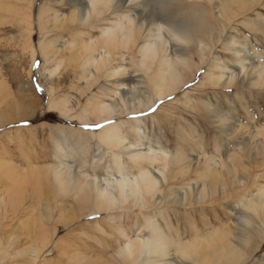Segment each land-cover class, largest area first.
Listing matches in <instances>:
<instances>
[{
  "label": "rangeland",
  "instance_id": "374dc122",
  "mask_svg": "<svg viewBox=\"0 0 264 264\" xmlns=\"http://www.w3.org/2000/svg\"><path fill=\"white\" fill-rule=\"evenodd\" d=\"M89 1L0 0V225L6 231L4 234L9 233V237H5L11 245L4 247L8 249L7 252H0L1 261L2 258H9L6 253L15 250L16 264H41L40 259L35 258L39 255L46 261L44 264H56V260H59L56 243L60 242L61 246L58 247L72 256L69 258L72 261L67 259L68 255L63 258L66 264H110V260L111 264H121L126 262L123 259L125 254L115 255V252L118 246L124 245L125 239L118 234V229L121 228L133 240L137 233L142 237L147 236L144 215L153 213L157 225L163 226L162 218H166L175 225L174 228H179L180 235L187 229L185 226L194 225L195 231L202 228L204 221L208 222V230L201 237L190 240H198L196 251L199 255L206 252L208 246H214L213 242L219 245L230 242L239 245L236 248L241 254L248 251L246 258L237 257L241 264H264V205L258 201L259 196L264 194V77H259L260 68L257 67H264V0H179L170 6L172 9L169 13L163 12L155 0H112V3L110 0L109 11L97 6L81 24L76 20L77 15ZM145 3L148 5L144 6ZM126 15L134 20V30L129 37L131 44L113 51L114 57L105 60L104 68L97 72V81H93L95 69L91 65H83L87 57L81 54L85 42L97 40L99 30L110 28ZM71 16H74L73 19ZM187 16L206 21L208 30L199 31L195 39L199 40V44L187 42L183 45L173 41L169 24L172 20L177 23L178 18L182 20ZM46 17L51 22H55L56 18L58 20L52 25L46 21ZM154 23L164 28L162 35L167 41L165 57L172 61L181 54L187 62H182V70L167 80L175 81L183 76L180 82H176L177 87L160 99L155 98L152 83L160 75L161 69L152 64L142 70L138 53V49L145 47L147 41L153 38ZM147 33L150 36L146 37ZM231 42L233 46L235 44L234 47ZM46 45L53 46L58 64L57 72L51 78L48 70L52 67L47 65L41 49ZM232 49L237 51L233 52ZM116 53L129 60L122 63L124 69L117 76L106 78L103 75L105 71L113 70L116 66ZM239 58L247 67L243 71L238 66ZM215 64L219 66L215 67ZM220 70L226 71V75L219 77ZM82 71L90 72L92 78L87 77L88 74L83 75ZM209 75H215L214 82L206 77ZM130 87L147 88L143 93L133 90L128 94ZM102 92V95L99 94ZM123 93H127L129 99L126 104L131 103V109H135V112H116L117 118L96 122L95 118L101 110L98 106L100 98L101 101L102 98L108 99L109 106H126L117 101ZM113 94L114 97L111 96ZM149 100L146 109L144 106L138 107V103L144 105ZM55 103L53 108L50 107ZM84 119L89 121L81 122ZM114 123L119 124L128 141L136 143V139L132 140L133 134L139 131L143 144L167 157H160L153 165L145 159L128 161L122 157L127 174L136 175L144 170L153 174L156 169L155 177L166 178L165 184L160 185L163 194L167 191L164 190L166 186L189 190L194 184L198 188L206 183L207 188L210 186V189H214L206 190L197 200L194 193L191 196L186 194V201L193 197L190 207L189 202L181 205L178 201L176 206L172 204L161 208L159 205L156 209H144V205L130 206V201L125 205L127 207L123 206L117 211L93 212L92 207H87V200L83 202L85 197L70 201L76 197L79 187L69 186L66 182L59 185L50 172V168L58 165L53 156L55 143L65 140L67 144V141H72V152L78 146L81 152L87 150V160L92 159L97 163L94 164L96 170L84 165L85 174L91 178H109L111 174L105 172L106 168L108 172L114 170L110 154L102 159H94L93 156L95 151L105 153L110 148L96 136ZM91 133L94 137L83 136ZM80 160L75 157L74 164L78 165ZM213 162L225 166L217 174L210 172L209 175L205 172L206 166H212ZM11 167L12 171L9 169ZM9 184L15 187L20 185V191L14 187L16 191L12 193ZM49 202L66 204L62 212L66 220L58 217V210H53L55 206ZM32 205L36 206L34 210ZM39 208L40 218L38 214L33 216ZM45 211H50L48 215H52L48 216L50 222ZM240 217L248 219L247 227L254 229V242L250 245L241 243L235 236ZM10 232L15 235L11 236ZM190 241L184 239L181 242L193 244ZM136 255L132 258L133 262Z\"/></svg>",
  "mask_w": 264,
  "mask_h": 264
},
{
  "label": "bare ground",
  "instance_id": "6f19581e",
  "mask_svg": "<svg viewBox=\"0 0 264 264\" xmlns=\"http://www.w3.org/2000/svg\"><path fill=\"white\" fill-rule=\"evenodd\" d=\"M130 1H135V0H130ZM178 1L179 0H155V4L159 5L163 12L169 13V12H171V9H172V8H170V6L176 4ZM112 2L113 1L111 0V3ZM111 3H110V0H90L89 3H87V6H85L83 9L81 8L82 11L79 10L80 14L77 15L76 20L79 23L83 24L87 20L89 15H91L90 13L92 11L96 10L97 6L104 7V9H107V11H109L111 9L110 8ZM147 5H148L147 3L144 4V6H147ZM7 11L9 12L10 9ZM11 13L12 12H10V15H11ZM19 13L21 14V12H19ZM43 14H44V12H43ZM99 14H100V12H99ZM99 14L95 13L96 16ZM52 15L54 17V14H52ZM52 15H51V17H52ZM13 16H14V14H13ZM15 17H17V16H15ZM71 17L73 19L74 16H71ZM11 19H13V18H11ZM56 19L58 20V18H56ZM178 19H179V21L177 23H174L173 22L174 20H172L171 25L169 24V26H168V28L171 29V31L173 32V41L177 44H183V43L185 44L187 42L199 44L200 43L199 40H195V39H196V36L199 33V31L203 32V31L208 30V27L206 25V21L202 20L201 18L191 17V16L184 17L182 20L180 18H178ZM57 20L55 22H57ZM46 21L49 22L50 20H48V18H47ZM133 21L134 20H133V18L130 17V15H126L125 17L122 18L121 21L113 23V26H111L110 28L99 30L100 35H99V38L97 40H95V39L86 40V42H85L86 46L84 45V49H83L84 53L82 51L81 54L87 55V57L83 61V65L84 66L91 65L95 69L93 81H97V79L99 77V73H97V72L99 69L104 68L105 60H108L109 58L112 59V57H114L113 53H112L113 51H116L117 49H119L122 46H125V47L128 45L130 46L131 40L129 37H131L132 32L134 30L133 29ZM55 22L53 20L51 22L52 25H53V23L55 25ZM153 22H154V19H153ZM86 24H87V22H86ZM27 25H28V23H27ZM45 25H46V22H45ZM17 26H19V25H17ZM42 26H44V25H42ZM47 26H48V24H47ZM153 26L155 28L154 34L151 35V37H153V38L151 40L147 41V44L145 47L142 46V48L138 49V53L141 56V61H140L139 65L142 68V70H144V68L148 69L149 65H152V64L156 65L157 67H160V69H161L160 75L157 77L156 81L152 83V86H154V89H153L154 96L156 99H160V98H164L165 96L169 95V93H171L173 91V89L175 87H177L178 83H176V82H180L181 81L180 79L183 76H180L175 81L173 80V81L167 82V80H168V78L173 77L175 74H177L178 72H180L182 70L181 67H182V65H184L182 62H184V61H185L184 63H187V62H186V59L184 60L182 58L183 56L181 54L177 55V60H172V61L168 60L165 57L164 53H165V51H167V48H166L167 41L164 40L163 35H162L164 28L162 26H160L159 23H157V24L154 23ZM18 28H19V30L18 29L17 30L20 31L21 30L20 27H18ZM148 36H150L149 33L146 34V37H148ZM231 44L233 46V42H231ZM234 46H235V44H234ZM41 49H43L42 55H44V57L46 56L45 60L47 61V65L50 64L52 67L51 69L49 68L50 70H48V71H50L49 76L51 78V77L55 76V73L57 72V69H58V64L56 63V60L54 58L55 57V54H54L55 51L53 50L52 45H46L45 48H41ZM97 51H100V52H98L97 54H93V52H97ZM232 51H233V49H232ZM235 51H237V50L235 49ZM235 51H233V52H235ZM51 52L52 53L54 52V53L52 54ZM238 52H240V51H238ZM173 53H177V52L174 51ZM182 53H185V52H182ZM115 57H116V59H118V61L115 59L116 60L115 65L116 66L113 67L114 68L113 70L105 71V73L103 75H105L104 77H106V78L109 77L110 75L113 78L115 76H117L122 71V69H124V67L121 66L122 63L125 60H129L126 57L119 56L118 53L115 54ZM244 58H247V56H244ZM46 61H45V63H46ZM217 66H219V65L215 64V67H217ZM238 66L241 69V71H243L246 67V64L242 59H240L238 62ZM257 67L260 68L259 77H262V76L264 77V67L263 66L262 67L257 66ZM214 70H215V68H214ZM82 72H84V71H82ZM124 72H125V70H124ZM85 73L86 72H84L83 75L88 74L87 77L90 74V72L86 73V74ZM229 73L227 74L228 76H229ZM225 75H226V71H221V70L219 71V77L225 76ZM89 77H90V79L92 78V76H89ZM206 77L209 80L211 79V81L213 80V77H211V75H209L210 78L208 76H206ZM90 79H88L87 82ZM225 79H227V78H225ZM213 82H214V80H213ZM215 82H218V81H215ZM262 83H264V82H262ZM89 87H90V85H89ZM119 87H120V85H119ZM146 88L147 87H144V88H142V87H136V88L130 87V91L128 94H131V92L133 90L136 91L135 93H137V92L143 93V92H145ZM116 92H118V91H116ZM99 94L102 95L103 92L99 93ZM115 95H118V94L115 93ZM126 95H127V93H123V95L120 96L117 101L119 103L123 102V104L125 105L127 103L126 102L127 99H129V98H127L128 96L126 97ZM111 96L114 97V94ZM109 97H110V94H109ZM108 102H109L108 99L102 98V101H101V98H100V103L98 104V106L101 108V110L99 111L98 116H96V118H95L96 122H103V121L115 119L118 117V114L115 115L116 112L120 113V114H123V113L126 114L127 111H129V110H131V112L135 110V109L134 110L131 109L133 107V105L131 103L126 104L127 107L131 106L129 108H126V106H123V105H116V106L114 105L113 106V104H111L109 106ZM149 102H150V100L146 104L144 103V105H143V103L142 104L138 103L137 105L140 108H141V106H144V109H146V106ZM55 105H56V103L50 104V107H52V106L54 107ZM87 108H88V106H87ZM134 108H136V106ZM84 109H86V107ZM21 110H23V109H21ZM76 115H78V113ZM25 117H26V115H25ZM88 121L89 120H87V119L81 120V122H83V123H86ZM220 125H222V124H220ZM224 125H225V123H224ZM224 125H222V126L225 127ZM87 134H83V136L94 137L93 133H91V135H87ZM97 134L98 135L96 137L98 138V140L110 148H108V150L105 153L95 151V155L93 156V158L94 159L95 158H101L102 159V158L108 157L106 155L110 154V156L112 157V159L114 161V164H113L114 170L111 172H108V168L104 167V168H106L105 172H107V174L108 173L111 174V176L109 178H104V177H103L104 179L101 177L91 178V176L89 177L87 174H85L84 165L85 166L88 165L92 169H95L96 166L94 164L97 163V162L96 163L93 162L92 159H91V161L87 160V158H86L87 150L85 152H81V150L79 149L80 147L78 146L76 148V150L74 151L75 152L74 153V152H72V150H73V145H72L73 142L72 141L71 142L67 141V144H66L65 140L59 141V142H57V144L55 143L56 147H54L55 149L53 148V151H54L53 156L58 161L57 162L58 165L56 167L50 168V172L53 174L54 179L59 183V185L61 183L66 182L69 186L73 187L75 185V186L79 187V188L76 187L79 190L78 191L76 189L77 190V193L75 194L76 197H74V198L71 197L72 199L70 201L74 202V199L79 200V197L82 196L81 199L85 197V199H83V202L85 203L87 200L86 203H89L87 205V207H89V208L92 207L91 209L93 212H100V211H104V212L107 211L108 212L111 210L117 211V209H121L123 206L127 207L125 205H128L130 201L132 203V205H130V206H134V207L137 206L138 207V205L139 206L144 205V209L151 208V207H153V209H156L155 207H157L159 205L161 208L162 207L165 208V207L170 206L172 204L175 205L176 203H178V201H179V203H181V205H183L186 202H189L188 205L190 207L193 197H192V199L190 198L186 201V198H185L186 194L191 196L194 193L195 199L197 200V199H199V197L201 195H203L206 192V190L210 189V186L207 188L208 185L206 183L204 185H202L201 187H198V188L195 187L196 184H194V187H190L189 190L180 189L177 187L172 188V187L166 186L164 188V190L167 189V191L165 192V194H163L162 193L163 189L162 190L160 189V185L165 184L166 178L165 177H161V178L155 177L153 174L154 173L157 174L156 169L154 170L156 172H153V174L148 170H144V171L139 172L136 175H129L126 172L125 163H123V160L121 159L122 157L127 158L128 161L129 160L132 161L134 159L135 160L136 159H145L150 165H153L154 162L157 163L156 161L160 160L159 159L160 157L163 159L167 158L166 156H164V154L159 153V151L158 152L154 151L150 148V146L143 144L142 138L139 137V131H136L133 134L134 138L132 140L136 139V143L128 141L125 138V132L122 131V128L119 126L118 123H114L112 125L106 126V128L104 130L100 131ZM235 135H237V134H235ZM58 139H60V138H58ZM75 143H76V141H75ZM80 144H82V142ZM163 152L165 153V151H163ZM81 155H84V156H81ZM71 156H74V159H75V157H79L81 159L79 161L78 165L74 164V159L72 158V160H71ZM186 157H185V159H186ZM182 161H183V159H182ZM163 162H165V161H163ZM207 162H209V161H207ZM184 163H186V162H184ZM213 163H212V166H206L207 169L205 172L209 173V175L211 173L217 174L220 170L222 171L224 169L223 167L225 166V164H218L217 165L215 162H213ZM158 164H159V162H158ZM162 165H163V163H162ZM186 165H188V164H186ZM6 166H7V164H6ZM7 168H8V166H7ZM9 169H11V171H12V167ZM157 169L160 171L161 170L163 171L162 168L161 169L157 168ZM166 169H167V167H166ZM177 170H179V169H177ZM213 170H215L214 172H216V173L212 172ZM9 171L10 170H8L7 173H9ZM7 173H5V174H7ZM15 174H16V172H15ZM158 174H159V172H158ZM164 174H166V173H164ZM18 175H19V173H18ZM160 175L158 177H160ZM170 179H172V176L170 177ZM12 180H13V178H12ZM9 182H11V180H9ZM173 183H174V181H173ZM12 185H13V182H12ZM12 185H10V186H12ZM14 187H15V185L12 186V190H11L12 193L16 191V189H14L15 191L13 190ZM19 187H21V186L19 185ZM19 187L17 186L15 188H18L17 190L20 191ZM213 189L214 188H211L210 190L212 191ZM40 194H43V193H40ZM17 195H18V193H17ZM46 196L49 197L48 195H46ZM42 197H44V195ZM181 197H183V199ZM240 198H242V197H240ZM62 199L64 200V198H62ZM242 199L244 200V198H242ZM258 201H261L264 205V194L259 196ZM84 203H83V205H85ZM49 204L52 205L53 203L49 202ZM51 205H49V206L51 207ZM32 206H31L32 209L36 207V206L35 207L34 206L32 207ZM65 206H66V204H62V205H60V204L56 205V203L53 204V207H54L53 210L54 209L58 210V212H59L58 217L59 218L63 217L62 212L64 211ZM50 207H49V209H50ZM262 208H264V207H262ZM9 209H11V208H9ZM46 209H48V208H46ZM124 210L126 211V209H124ZM50 211L49 212L45 211V212H47V215L44 212L45 216H47L48 220H49V217L52 216V215H50V216L48 215V214H50ZM165 211H166V209H165ZM40 212L41 211L39 208V210H36L35 214L33 213V216L38 214V217L40 218ZM58 212H56V214ZM162 213H163V211H162ZM52 214H55V213H52ZM56 214L54 215L55 217H56ZM164 215H166V214H164ZM33 216L31 217V219L33 218ZM42 216L44 217V215H41V217ZM58 217H56V218L58 219ZM154 217L155 216H153V213H152V215H144V218H145L144 224H145V227L147 229V232H146L147 236L142 237L137 233L135 239L133 240V239H130L128 237V235L121 228L118 229V234L122 238L125 239L124 243H122L124 245H122V247H119L117 245L118 246L117 251L115 252V255L125 254V258L123 256V259L126 262H121V264L122 263L123 264H241L242 261H240V259L238 260L237 257L241 256L243 258H246L248 256V253H247L248 251L243 253V254L238 252L236 247H239V245H237L235 243L232 244L229 242L226 245H221V244L219 245L218 242H213V241L212 242L214 243V246H208L206 249L207 251L204 252L202 255H199L196 251V246L198 245V244H196V242L198 240L196 242H195V240H193V241H190V240H192L194 237L195 238L201 237L202 233H204L208 230V227H209L208 222L204 221L202 224V228H196L195 231H193L194 225H193V227L185 226L184 228L186 229V227H187V229L186 230L184 229L185 232L180 235L179 228H177V229L174 228L175 225L173 226L168 220H166V218H162L165 225L163 223V226H160V225H157L155 223L156 221L154 220ZM65 218H64V220H66ZM240 218L241 219L238 220V227L239 228L236 230L235 236L237 237V239L241 243L245 242L248 245H250L253 241L252 231L254 229H250V227H247L249 225L247 223L248 219L246 220L242 217H240ZM44 219L46 220L45 217H44ZM52 219H53V217H52ZM57 221L61 222L60 219H58ZM70 221H72V220H70ZM74 221L76 222L77 220H74ZM49 222H50V220H49ZM39 226H41V224H39ZM2 227L0 225V252H7L8 249L6 250V248L4 249V247L7 245H8V247H11V245L8 243L10 240H8V238L5 237L7 234H4L5 230H3L4 228H2ZM13 229H14V226H13ZM44 233H46V232H44ZM11 234L15 235V233H13V232H10V235ZM8 235H9V233H8ZM40 236L42 237V236H44V234H40ZM15 238H16V236H15ZM37 238L39 239L38 236H37ZM225 238H227V237H225ZM254 238H256V237H254ZM6 239H7V241H6ZM184 239L189 240L193 244L181 242ZM40 240H42V239H40ZM236 240H235V242H236ZM184 243H186V244H184ZM58 246H61L60 242L56 243V248L58 249V253H57V255L56 254L55 255L57 256V259H59V260H56V264H66V261L64 262L63 258L68 255L67 259H69L72 256L70 254H68L65 250H63L62 248L60 249ZM200 246H202V245L200 244ZM87 249H89V248H87ZM68 250H73V249H68ZM74 250H75V248H74ZM76 250H77V248H76ZM13 251H12V253L8 252L9 254L6 253V255L9 256V258L8 259L2 258V261L0 259V264H16L15 254L17 252L15 250H13ZM72 252H74V251H72ZM74 255H75V252H74ZM115 255H113V257ZM135 255H136V257L134 258V262H133L132 258ZM80 257H79V259H80ZM35 258L40 259L41 264H44L46 262L43 257H40V255H39V257H35ZM77 258H78V256H77ZM70 261H72V260H70ZM90 262H91V260H90ZM97 263H99V262L97 261ZM72 264H74V263H72ZM110 264H111V260H110Z\"/></svg>",
  "mask_w": 264,
  "mask_h": 264
}]
</instances>
